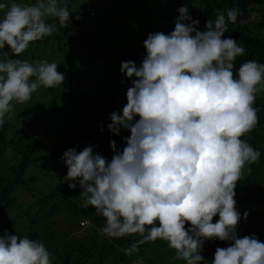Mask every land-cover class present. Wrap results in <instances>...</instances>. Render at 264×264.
Masks as SVG:
<instances>
[{
	"label": "clouds",
	"instance_id": "obj_1",
	"mask_svg": "<svg viewBox=\"0 0 264 264\" xmlns=\"http://www.w3.org/2000/svg\"><path fill=\"white\" fill-rule=\"evenodd\" d=\"M0 10H5L0 50L8 46L0 59L3 127L6 118L12 119L13 102L25 104L40 87L52 89L65 81L56 62L8 58V52L19 57L30 43L57 31L50 20L66 26L71 12L63 0L0 3ZM176 11L170 33L157 31L144 40L140 66L121 64L120 72L132 86L122 114L111 113L107 127L114 135L130 132L123 150L110 141L114 155L108 160L94 146L67 149L60 157L67 168L62 182L70 190L79 186L81 207L92 206L105 218L102 235L140 236L124 249L126 255L159 239L174 250L173 260L185 264H264V242L254 234L239 237L241 219L246 222L249 213L242 217L235 199L244 169L261 156L242 137L259 122L254 104L257 94L264 93V63L248 60L234 73L235 61L246 49L224 34L229 23H237L239 8L217 10L204 30L188 7ZM88 224L82 220L79 227ZM214 240L230 246L216 247L209 262L202 252L205 242ZM0 264H52V258L43 242L4 232Z\"/></svg>",
	"mask_w": 264,
	"mask_h": 264
},
{
	"label": "rangeland",
	"instance_id": "obj_2",
	"mask_svg": "<svg viewBox=\"0 0 264 264\" xmlns=\"http://www.w3.org/2000/svg\"><path fill=\"white\" fill-rule=\"evenodd\" d=\"M68 1L74 3L75 12L83 11L89 16L90 20H88L87 29L84 32L85 38L80 39L73 33L75 42L69 38L65 40L62 38L63 33L59 30L62 27L58 20H50V23L56 25L57 31L49 37L30 43L29 48L18 57L30 62L41 59L56 62L58 71L65 76V81L62 85L52 89L40 87L36 93H33L31 100L25 104L13 102L14 111L10 114L12 119L6 118L4 123L10 127L11 136L17 134L21 137L23 135V128L13 122L15 119H19V125L23 126H29L38 121L42 125L49 126L52 131L59 128L60 123L66 124L62 119L74 114L69 109L73 108V98L77 96L78 92L83 93L88 99H92V106L111 109L122 114V109L127 103V89L132 86L131 79H125L120 72L122 62L134 61L137 66H140L146 55L143 46L144 40L150 33L157 31L165 34L170 33L174 29V20L178 15L176 10L180 7L177 0H63L64 3H68ZM0 3L11 5V3L31 4L33 2L29 0H0ZM188 4L190 15L194 12L195 14L191 16L200 21V30H204L208 19L214 21L216 18L217 10L211 8L212 4H220L223 6L224 12L226 11L224 0H195L193 2L190 0ZM4 13L5 10H0V20ZM260 18V13H248L245 22L249 23L248 27L244 29V33L251 36L255 30L258 32ZM203 20L205 21L202 23ZM230 30L231 33L227 37L236 39L233 32L234 24H231ZM260 34L261 37H264V31L259 32ZM261 94L264 93L257 94L254 107L258 106L264 112V101L262 102L258 97ZM108 124L109 120H106L98 130L91 134L93 138H98L94 151L103 153L102 156L111 160L114 152L109 148L110 141L106 142V140L108 141L106 135L110 132ZM60 131L63 133L52 138L54 147L66 132V126L62 125ZM250 136L251 133H248L242 139L250 143ZM113 140L116 142L117 149L122 151L125 147L124 140L121 138ZM85 142L86 140H76L71 144L80 148L84 146ZM44 153L45 151H43ZM40 156L42 154L35 152L32 157L23 158L32 160L33 158L38 159ZM14 159L11 158L9 168L19 166ZM43 159L41 165H39L41 162L38 164L37 161L42 159L35 160L30 162L25 172L23 171L21 183L17 184L12 195L8 196V198L12 197L13 206L0 211V228L3 231L12 229L15 234L24 236L26 233L23 234V231L29 221L37 216L39 217L38 223L34 227L40 234L38 241L44 242V230L54 229L59 237L72 231L69 233L65 242L66 247H64L69 256L68 260L63 261L65 258L63 256L60 259L53 257L52 261L53 264H62L63 262L72 264L79 258V242L87 244L84 237L87 235V228L91 225L89 219L83 218L78 220L79 223L82 220H87L88 226L84 229L80 227L74 229L75 221L74 219L70 220L72 216L65 211L66 204L61 201L59 196L66 192L79 199L82 198L80 196L82 189L77 186L76 189L70 190L67 182H62L63 177L67 174V168L61 159L55 160L54 163L50 159ZM8 175L11 181L15 176V169L8 171ZM54 209L56 212L52 213ZM263 213L260 210V214ZM186 227H190V225H186ZM101 229H98L100 234ZM98 242L101 241L98 240ZM161 244L163 247L160 246ZM220 244L219 240L205 242L202 255L207 261L211 262L215 249L221 247ZM222 247H228V244L224 243ZM47 249L50 252L49 248ZM174 254V250L168 247L167 242L158 239L140 246L139 254L127 255L131 260L125 264H185L182 260H173Z\"/></svg>",
	"mask_w": 264,
	"mask_h": 264
},
{
	"label": "trees",
	"instance_id": "obj_3",
	"mask_svg": "<svg viewBox=\"0 0 264 264\" xmlns=\"http://www.w3.org/2000/svg\"><path fill=\"white\" fill-rule=\"evenodd\" d=\"M28 1V0H27ZM31 2H35V0H29ZM190 0H177L179 6H187L189 7ZM192 2L195 0H191ZM68 5V10L71 12L70 21L66 26H63L59 30L63 33V37L65 40L67 38L74 40V34L78 36L80 39L85 38V30L87 29V22L89 16L86 15V12L79 11L75 12V5L71 1L66 3ZM73 4V5H72ZM225 9L228 10L230 8L236 7L241 10V15L238 16L237 23L234 24L235 30L233 31L236 39L240 41L239 45L243 46L246 49V53L243 57H238L235 61L234 73L238 71L239 66L248 61L255 60L261 63H264V37L259 35V32L264 31V0H224ZM214 10L222 9L223 6L220 4H212ZM224 12V9L221 10ZM257 12L260 13L261 18L259 22V31L251 36H248L244 33V29L248 26L249 22H245L246 18H248V13ZM195 14L194 12L192 13ZM191 14V15H192ZM79 16V19L76 17ZM99 21H102L99 19ZM205 20L202 21V23ZM104 22H106L104 20ZM252 24V23H251ZM233 25V24H232ZM231 24H228V32L224 35L227 37L229 33H231ZM74 33V34H73ZM68 43V41H67ZM8 51V46H5L4 50H0V59L4 58V52ZM8 58H18L14 57L12 53L8 52ZM260 100L264 101V94H261ZM73 108L68 107L69 111L74 113L73 115L62 119L64 123L59 124V128L53 130L43 124L36 121L32 123V125H19V119H15L13 122L18 126L23 128L22 136L15 134L11 136L9 129L10 127L7 124H4L3 127H0V211L12 207L14 202L11 198H8L9 195H12V191L17 187V184H20L21 175L24 173L30 162L42 159L37 161V163L41 165L43 162V158L50 159L55 162V160L60 159L63 153L69 149L76 147V145L71 144L76 140L82 141L86 140L83 147L77 148L78 151H82L86 146H94V150L96 148V137L93 138L92 132L98 130L102 123H105L106 120L110 121V114L115 112L111 109L107 108H98L94 107L91 104L90 98L84 96L83 93L78 92L77 96L73 98ZM90 101V102H89ZM258 109V117L259 122L255 126L254 130L250 136V145L255 149L259 150L261 153L260 159L255 163L248 167L251 168V171L248 170V167L244 169L243 177L240 182H238L235 192V199L237 201L236 207L241 213L243 217V213L248 211L249 215L247 221L245 222L243 218L241 219L239 228L237 229L239 237L243 238V236H251L255 235L261 242H264V213L260 214V210L264 212V112L260 107L256 106ZM72 117V118H71ZM136 119H139L137 117ZM102 120V121H101ZM62 125L66 126V132H64V136L62 135L58 142L57 146H53L52 138L57 135H60V129ZM111 134V136H110ZM92 135V136H91ZM106 142L113 141L115 138H121L130 136V132L127 130H121L120 135H114L109 132L106 135ZM77 138V139H76ZM124 140V139H123ZM99 142V140H97ZM107 147V146H105ZM109 148H111L109 146ZM106 149V148H105ZM97 150V149H96ZM43 151L45 153L43 154ZM42 154L38 159L33 158L29 160L28 158L23 157H32L34 153ZM98 154L103 155L101 152H97ZM21 157V158H20ZM11 158H15L14 160L18 162L17 167L11 166L9 168V162ZM20 158V159H19ZM44 166V165H43ZM42 166V167H43ZM41 167V168H42ZM40 168V169H41ZM15 169V176L10 181L8 171H12ZM24 171V172H23ZM53 197V196H52ZM61 201L66 204L65 211L72 216L71 219H74L75 226L74 229L79 228V221L83 218L89 219L90 227H88L87 235H85V241L87 244L80 241V252L79 258L75 263L72 264H118L121 262L122 264L128 263L131 259L125 254L124 249L131 247V245L140 239V236H126L120 239H109L108 237L101 235L98 231L99 228H103L105 226V218L97 215L95 213V209L92 206H89L88 209H83L81 207L83 203V198L76 199L69 193H64L62 196H59ZM66 201V202H65ZM56 212V209L53 210L52 213ZM39 217L34 216L29 221L27 227L24 229V236H20L21 238L27 236L30 239L38 240L40 238V234L37 229H35L34 225L38 223ZM219 219V216L213 218V222L215 223ZM71 230L73 228L70 227ZM7 232L8 234H15L12 229L7 231H3L0 228V234ZM44 242L45 246L49 248L51 258L53 261V257H57V259L63 258V261L68 260V253L65 252V242L69 237V233L60 236L57 234L56 230L48 229L44 230ZM98 235V236H97ZM98 240L101 242L99 243ZM162 242H166L161 240ZM221 247L224 243H227L230 246V242H222L220 241ZM143 245V244H142ZM140 245V246H142ZM139 246V251H140ZM163 247V245H160ZM138 252H134L130 256H134L139 254ZM54 263V262H53ZM52 263V264H53ZM62 264H69L68 262H63Z\"/></svg>",
	"mask_w": 264,
	"mask_h": 264
},
{
	"label": "built area",
	"instance_id": "obj_4",
	"mask_svg": "<svg viewBox=\"0 0 264 264\" xmlns=\"http://www.w3.org/2000/svg\"><path fill=\"white\" fill-rule=\"evenodd\" d=\"M82 225V224H81Z\"/></svg>",
	"mask_w": 264,
	"mask_h": 264
}]
</instances>
